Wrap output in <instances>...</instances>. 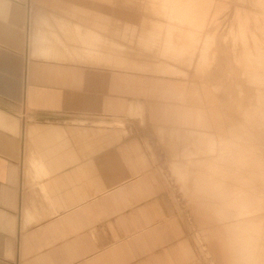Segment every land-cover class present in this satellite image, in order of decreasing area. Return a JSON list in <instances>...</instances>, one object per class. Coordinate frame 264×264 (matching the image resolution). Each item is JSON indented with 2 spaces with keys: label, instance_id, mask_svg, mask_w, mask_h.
I'll return each instance as SVG.
<instances>
[{
  "label": "crops",
  "instance_id": "0c3cea01",
  "mask_svg": "<svg viewBox=\"0 0 264 264\" xmlns=\"http://www.w3.org/2000/svg\"><path fill=\"white\" fill-rule=\"evenodd\" d=\"M103 15L100 0H0V264H201L200 251L216 264L160 144L193 208L201 199L189 189L210 174L200 162L210 157H197L193 184L181 182L196 148L185 135L177 151L171 117L194 113L222 140L211 90L226 129L247 106L246 84L239 73L229 81L225 52L205 69L210 58L197 54L194 87L155 81L151 72L176 71L151 66V48L190 62L193 35L161 22L104 26Z\"/></svg>",
  "mask_w": 264,
  "mask_h": 264
},
{
  "label": "rangeland",
  "instance_id": "374dc122",
  "mask_svg": "<svg viewBox=\"0 0 264 264\" xmlns=\"http://www.w3.org/2000/svg\"><path fill=\"white\" fill-rule=\"evenodd\" d=\"M100 1L103 3L104 15L102 21L104 26H146L147 28L150 27L151 30L154 28V23L161 22L165 25L158 26L167 25L173 26L172 28H187L188 31H182L186 33V38L187 36H191V34L193 35L195 39L194 44H196V46L195 53L190 62L186 60L174 61L158 56L155 53L156 47L151 48V66H154L156 63L166 64L171 65L176 71L173 74L150 73L153 80L164 82L169 87H175L181 84L186 86V88H190L191 86L194 87V84L196 85V81H198L194 72L197 54L210 58V61L208 60L207 62L201 63V67L205 69L210 66L217 54L223 55L225 52L231 70L229 81H234L237 73H239V75L241 74V79L246 84V95H249V97H247V106L240 113L239 119L233 122H229V120L226 129H224L219 125L223 121L221 117L223 102L216 97L218 87L211 90V92L214 93H212V101L209 103L216 108L217 130H220L217 136H221V139L224 138L223 136H225L226 133L228 136L230 135L237 139L242 131L246 130L247 127L254 123V120L260 121V123H262V121L264 122V67H262V65L264 66V0H169V2L187 6V11L178 15L169 14L161 9L160 5L164 0ZM135 33L138 34L139 32H132V39ZM179 33L180 31L178 30L173 31L174 35ZM132 39H130L131 42ZM170 39L171 37H169L168 44L171 46ZM122 40L127 41L125 37L122 38ZM179 40H181V38ZM136 45L141 47L139 42H137ZM192 49L193 48H189L190 53ZM158 60L160 61L157 62ZM253 72L254 74H251ZM259 75L262 76V78ZM240 86L242 92L243 85L240 84ZM218 95L222 97V92H219ZM165 103L169 104V106L171 104L174 105L171 100L170 102L165 101ZM182 104L184 106L190 105L186 102H182ZM167 127L176 128L175 126ZM178 130L180 133L178 140L180 142L178 141L179 143H175V146L177 151H182L184 147L188 146L190 139H186L185 135H187V133L181 126L178 127ZM249 133H251V131ZM252 133H256L254 135L255 139L259 138V141H263L264 137L261 133H257L255 130ZM244 135L246 136L247 133ZM254 136L251 135L253 138ZM160 145L164 157L162 162L166 166L165 169L167 168L169 172V176L166 177L169 183H171V186L177 191L176 193L180 201L183 202L186 216L190 218L191 206L188 205L186 199L183 198L169 170V150L165 142ZM257 146L260 148L262 147L261 144ZM214 158L215 155L211 156L209 159L201 160V165L203 164L205 166V164H207L208 166V164L211 163V161L209 163L208 161ZM223 159L222 162L228 163L229 160L227 159H229V154L225 155ZM240 175V180L237 179V181H242L241 179L245 178L244 174L241 173ZM225 180H228L225 185L231 188V179H223V182H225ZM188 228L191 231L190 223ZM196 231L199 232V228H197ZM200 258L201 264H208L204 261L201 251Z\"/></svg>",
  "mask_w": 264,
  "mask_h": 264
},
{
  "label": "clouds",
  "instance_id": "9594fccd",
  "mask_svg": "<svg viewBox=\"0 0 264 264\" xmlns=\"http://www.w3.org/2000/svg\"><path fill=\"white\" fill-rule=\"evenodd\" d=\"M161 9L178 15L187 11V6L164 0ZM191 139L195 152L186 153L190 168H181L179 178L188 186L193 184L190 169L200 167L198 156L211 157L220 151V145L210 137L194 113H175L172 117ZM191 195L200 198L221 226V240L231 264H264V216H261L255 201L244 188H229L215 175L199 177Z\"/></svg>",
  "mask_w": 264,
  "mask_h": 264
},
{
  "label": "bare ground",
  "instance_id": "6f19581e",
  "mask_svg": "<svg viewBox=\"0 0 264 264\" xmlns=\"http://www.w3.org/2000/svg\"><path fill=\"white\" fill-rule=\"evenodd\" d=\"M262 67L264 66L262 65ZM251 74H254V72ZM260 77L262 78V76ZM254 130L257 133H261L264 137V122L260 123V121L254 120V123L242 131L237 139L233 136H228L226 133L222 140H216L217 144L220 145V151L215 154L213 161H208V163L211 161L208 164V172L221 181L223 179H231V188H244L248 191L260 210L261 216H264V139L263 141H259V138L255 139L254 135L256 133H252ZM250 131L251 133H249ZM245 133H247L246 136L244 135ZM258 144H261L262 147L257 146ZM227 154H229V159H227L229 162L224 163L222 159ZM205 166L202 164V167ZM204 171L207 172L206 169ZM241 173L245 175V178L239 181ZM237 179H239V182ZM227 181L225 180L224 183ZM188 197L190 198L191 195ZM191 209L200 229L201 241L205 243L206 250H204L203 246H201V249L206 257L210 259L211 255L216 264H231L230 258L222 244L221 226L215 216L208 210L202 200L197 201V205L195 204Z\"/></svg>",
  "mask_w": 264,
  "mask_h": 264
}]
</instances>
